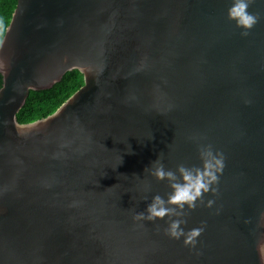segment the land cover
Wrapping results in <instances>:
<instances>
[{
  "label": "water",
  "instance_id": "95a60500",
  "mask_svg": "<svg viewBox=\"0 0 264 264\" xmlns=\"http://www.w3.org/2000/svg\"><path fill=\"white\" fill-rule=\"evenodd\" d=\"M230 4L18 0L0 44V264H264V0L246 37ZM72 71L83 87L19 123ZM199 143L225 167L185 209L184 230L204 228L192 248L134 216L170 190L151 164L199 166Z\"/></svg>",
  "mask_w": 264,
  "mask_h": 264
},
{
  "label": "clouds",
  "instance_id": "9594fccd",
  "mask_svg": "<svg viewBox=\"0 0 264 264\" xmlns=\"http://www.w3.org/2000/svg\"><path fill=\"white\" fill-rule=\"evenodd\" d=\"M253 2L254 0H231L228 7L227 18L241 30V36L246 37L259 22L258 14L249 11ZM198 154L199 166L179 164L175 171L166 169L160 158L154 161L150 174L159 182H167L170 190L166 197L154 195L146 211L134 216L137 221L166 220L165 234L170 239L183 238L184 245L192 248L196 247L204 228H193L186 232L183 227L187 222L184 219L185 209L194 210L198 203L204 202L206 194L217 192L219 178L225 167L224 154L215 150L211 144L199 143ZM213 203L214 201L209 200L207 206L211 207Z\"/></svg>",
  "mask_w": 264,
  "mask_h": 264
},
{
  "label": "trees",
  "instance_id": "16d2710c",
  "mask_svg": "<svg viewBox=\"0 0 264 264\" xmlns=\"http://www.w3.org/2000/svg\"><path fill=\"white\" fill-rule=\"evenodd\" d=\"M18 0H0V44L10 25ZM84 85V77L79 71L67 73L65 78L50 90L31 91L26 105L17 115L21 124L44 119L56 110ZM2 77L0 76V88Z\"/></svg>",
  "mask_w": 264,
  "mask_h": 264
}]
</instances>
